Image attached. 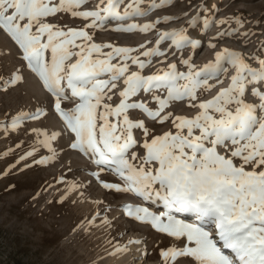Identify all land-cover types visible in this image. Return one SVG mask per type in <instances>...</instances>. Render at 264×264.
Returning <instances> with one entry per match:
<instances>
[{
	"label": "snow or ice",
	"instance_id": "1",
	"mask_svg": "<svg viewBox=\"0 0 264 264\" xmlns=\"http://www.w3.org/2000/svg\"><path fill=\"white\" fill-rule=\"evenodd\" d=\"M90 3L0 0V32L14 43L21 61L0 84V94L19 87L27 70L49 95L35 111L6 112L0 122L8 135L24 131L31 136L26 147L16 145L23 148L19 160L46 150L50 155L34 162H54L59 152L53 142L67 138L70 150L97 167L90 175L105 190L140 201L117 210L160 234L158 264H264V57L247 58L257 65L253 67L240 52L223 48L202 67L191 56H181L179 63L187 69L182 72L167 58L171 49L172 55L189 48L194 54L201 46L187 29L159 31L158 25L171 23V17L124 24L147 17L157 7L155 0H98L94 9L87 7ZM61 14L86 23L79 28L61 24ZM109 22L116 24L115 32L155 31L156 36L135 47L95 42L96 32L106 30ZM230 34L221 32L214 39ZM167 42L169 49L161 51ZM155 57H163L159 62L167 68L145 75ZM225 78L227 87L211 99H200ZM248 97L258 103H249ZM178 101L199 112L191 118L174 116L168 109ZM49 119L62 128L43 127ZM169 121L175 132L157 133L149 126ZM32 122L41 126L28 127ZM105 171L119 183L101 179ZM64 182L63 177L58 181ZM78 187L73 182L68 191ZM114 248L127 251L126 245ZM142 255H150L146 247Z\"/></svg>",
	"mask_w": 264,
	"mask_h": 264
},
{
	"label": "rangeland",
	"instance_id": "2",
	"mask_svg": "<svg viewBox=\"0 0 264 264\" xmlns=\"http://www.w3.org/2000/svg\"><path fill=\"white\" fill-rule=\"evenodd\" d=\"M96 3L98 0H91L87 7L94 9ZM155 3L157 7L147 17L126 20L124 24L142 25L158 18L171 17V23L158 25L159 31L187 29V34L199 40L201 46L194 54L190 48L176 55H172L175 49L169 51L167 63H177L179 71L187 70L179 63L181 56L184 59L191 56L192 62L202 67L214 60L215 53L223 48L240 52L253 67L257 65L247 58L254 54L264 57V50L261 49L264 45V0H167V3L165 0H155ZM142 7L146 8L147 3ZM61 15L63 19L59 23L70 27L79 28L86 23L66 14ZM194 17L197 18L196 23L190 26ZM224 20L228 23H220ZM115 26V23L109 22L106 30L97 31L95 42L135 47L156 36L155 31L148 35L112 31ZM221 32L231 34L214 39ZM210 43L216 47H210ZM169 46L170 42L161 45V51L168 50ZM17 56L14 43L0 32V84L21 65ZM163 59L153 58L152 65L144 70V74H153L157 68H167V63L159 62ZM231 75L232 71L229 70L228 77ZM24 77L19 87L0 94V122L5 121L6 112L10 115L21 110L31 112L48 102L49 95L38 79L27 70ZM228 83L229 79L225 78L223 84L203 93L200 99H211ZM113 102H117V98L114 97ZM248 102L258 103L252 97H248ZM168 111L174 116L191 118L199 109L188 107L187 101H178ZM40 126L39 122L28 125ZM149 126L154 127L157 133L176 131L171 121ZM43 127L59 130L62 125L57 120L49 119ZM30 142L31 136L25 135L24 131L8 135L0 130V264H158L156 249L160 234L146 225L132 222L117 210L121 205L139 204V200L130 194H114L105 190L90 175L91 171L98 170L97 167L87 157L70 150L67 138L53 142V147L59 152V158L54 162H34V159L47 158L50 154L46 150H40L34 159L19 160L23 148H16V145L20 143L26 147ZM61 177L64 183H58ZM101 179L119 183L107 171L101 173ZM73 182L80 187L69 192L68 186ZM65 196L67 199L61 203ZM105 209L108 211L105 212ZM105 220L110 224H106ZM130 239H144L147 244H129ZM167 243L165 240L159 247ZM114 245H126L127 251L116 252ZM145 247L150 253L147 258L142 255ZM113 252L114 255L109 254Z\"/></svg>",
	"mask_w": 264,
	"mask_h": 264
}]
</instances>
